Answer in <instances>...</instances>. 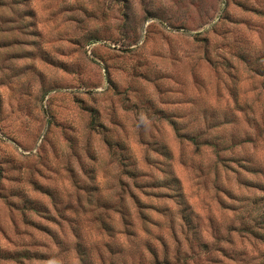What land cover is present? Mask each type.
<instances>
[{"label":"rangeland","instance_id":"374dc122","mask_svg":"<svg viewBox=\"0 0 264 264\" xmlns=\"http://www.w3.org/2000/svg\"><path fill=\"white\" fill-rule=\"evenodd\" d=\"M36 3L46 6L37 9L32 6ZM113 3L127 21L135 0H0V116L5 104L33 116L31 102L26 108L17 99L32 95L33 80L39 81L41 95L47 99L43 109L46 144L38 163L25 162L15 137L0 140V264H50L60 253L68 257L65 264H84L86 256L94 257L92 264H247V249L229 253L213 247L200 238V230L220 240V222L226 214L244 220L237 217L243 210L253 223H242L240 229L230 224L227 231L236 232L240 243L250 248L257 247L256 241L264 244V196L236 195L224 184H231L235 177L237 188L264 193V183L241 175L264 176V169L253 166L247 155L217 157L219 163L208 179L194 158L204 148L215 153L219 145H201L179 135L166 115L179 105L163 99L175 83L172 74H162L159 83L138 78L144 81L137 85L144 93L143 102L157 117L149 141L128 118L136 110L124 106L122 92L112 89L116 99L109 101L111 111L91 92L73 95V80L82 81L90 72L85 44L107 38L109 21L115 19L110 15ZM41 11L46 15L38 29L36 17ZM203 71L208 77L206 103L214 111L221 106L218 110L223 113V120L214 126L227 128L248 121L251 106L239 100L257 90L242 70L239 76L225 73L238 86L225 82L215 66ZM48 77L56 86H45ZM196 87L199 91L200 86ZM149 88L161 97L162 107H154ZM255 102L259 104L258 98ZM160 141L174 151L177 175L171 179L155 178L156 173L171 174L148 155L151 151L160 161L173 159L154 146ZM247 143L254 151L264 152L255 142ZM186 145H190L191 163L185 160ZM177 177L182 192L177 191ZM69 211L73 215H66ZM69 232L71 240L66 239ZM116 237L118 244L113 243ZM82 239L87 241L84 248ZM185 245L191 254L184 251Z\"/></svg>","mask_w":264,"mask_h":264},{"label":"clouds","instance_id":"9594fccd","mask_svg":"<svg viewBox=\"0 0 264 264\" xmlns=\"http://www.w3.org/2000/svg\"><path fill=\"white\" fill-rule=\"evenodd\" d=\"M68 2L73 3L75 0ZM32 6L41 9L46 5L36 3ZM45 15V12H38V29L40 19ZM110 15L115 19L109 21L111 31L107 38L100 43L85 44L83 51L88 53L86 59L90 72L82 81L73 80V95L85 96L91 92L93 97L100 99L104 108L111 111L109 101L116 99L112 89L122 92L124 106L136 110L134 115L129 112L128 118L143 138L149 141L150 133L155 132L157 117L153 109L146 107L143 102L144 93L137 85L144 84V81L138 78L145 77L159 83L162 74L170 73L175 83L172 91L166 93L163 99L166 103L170 99L179 105L178 109L166 112L176 124L179 135L197 144L219 145V149H223L213 153L212 149L204 148L202 154L194 158L203 166L208 179L212 178L211 173L219 163L217 157L239 158L247 155L253 166L264 169V152L254 151L252 145L247 143L253 141L264 148V0H135V6L128 12L127 21L120 15V6L115 3ZM92 50H95L96 55H92ZM228 63L233 65L232 69L226 67ZM213 66L229 85L238 86L239 82L228 80L225 73L232 71L239 76L242 70L244 77L256 88L255 95L244 96L239 100L241 105L251 106L247 112L248 121L227 128L214 126L223 120V113L218 110L221 106H217L214 111L206 103L208 77L203 71ZM197 85L200 86L199 91ZM45 86L56 84L48 77ZM148 90L152 92L151 102L154 107H162L161 97L156 96L151 88ZM31 93L29 97L17 99L26 108L31 102L30 107L34 109L32 117L22 115L14 106L4 105L3 115L0 116V140L6 141L8 136L15 137L22 145L18 150L21 157L27 158L26 163L36 164L39 157L44 155L42 147L46 144L47 118L44 117L43 109L47 107V99L42 97L37 80L32 81ZM257 98L259 104L255 102ZM41 99H44V104L40 103ZM116 114L119 115V106ZM234 144L242 147H235ZM154 146L173 156L172 160L160 161L159 157L149 151V157L157 160L161 168L171 174L166 177L156 173L155 178L164 180L176 176L174 151L164 141ZM192 159L190 145H186L185 160L191 163ZM232 166L236 167L235 164ZM228 175L232 176L231 173ZM241 175L264 183V176ZM224 184L229 190H234L236 195L264 196L262 192L237 188L235 177H232L231 184L227 181ZM177 191H183L178 177ZM223 198L227 200V197ZM72 202L75 203L74 197ZM66 215L71 216L73 213L69 211ZM240 216L245 219H234L231 213L226 214V218L220 222L222 228L219 235L222 239L215 240L203 229L200 230V238L213 247H223L229 253L247 249V264H260L264 260V244L256 241L257 247L250 248L246 243H240L236 232L227 231L230 224L240 229L242 223H253V219L243 210L237 213V217ZM23 239L27 241L29 237ZM66 239L71 240L70 232ZM228 239L235 242L229 244ZM113 243H120V238L116 237ZM86 244L87 241L82 239L80 246L84 248ZM184 251L191 254L187 245ZM52 252L57 255L54 245ZM67 259L65 253H60L50 264H65ZM93 259L86 256L84 264H92Z\"/></svg>","mask_w":264,"mask_h":264},{"label":"trees","instance_id":"16d2710c","mask_svg":"<svg viewBox=\"0 0 264 264\" xmlns=\"http://www.w3.org/2000/svg\"><path fill=\"white\" fill-rule=\"evenodd\" d=\"M186 218V217H185ZM262 221H264V220H262ZM84 260V259H83Z\"/></svg>","mask_w":264,"mask_h":264}]
</instances>
